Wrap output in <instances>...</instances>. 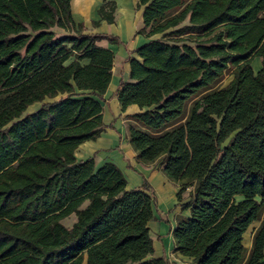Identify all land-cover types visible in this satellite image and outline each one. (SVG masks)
I'll return each mask as SVG.
<instances>
[{"label":"trees","instance_id":"16d2710c","mask_svg":"<svg viewBox=\"0 0 264 264\" xmlns=\"http://www.w3.org/2000/svg\"><path fill=\"white\" fill-rule=\"evenodd\" d=\"M115 8L104 1L92 25L114 22ZM139 8L148 40L115 93L121 109L139 107L127 117L136 162L158 163L188 211L175 216L173 251L185 264H264V0ZM84 31L70 0H0V264H169L152 256L146 179L127 189L114 163L74 156L105 127L113 52L97 42L121 43Z\"/></svg>","mask_w":264,"mask_h":264},{"label":"crops","instance_id":"0c3cea01","mask_svg":"<svg viewBox=\"0 0 264 264\" xmlns=\"http://www.w3.org/2000/svg\"><path fill=\"white\" fill-rule=\"evenodd\" d=\"M104 1L109 0H70L72 19L75 23H83L84 33L109 34L118 37L121 41L117 44L110 43L106 39L97 42L98 46L108 48L113 52L111 78L102 94L101 101L102 121L105 127L96 139L82 142L75 150L74 156L76 160L92 157L96 166L104 162L114 163L125 176L127 189L139 188L143 179H146L155 197L154 215L171 216L169 223L159 225L156 223L154 226V229L160 231L159 235L163 234V236L159 239H152V256L164 255L169 264H185L190 259L173 251L171 230L174 227L175 216L178 214L185 216L188 211H182L177 205L179 203L176 198L178 188L162 175L159 167L136 162L135 153L127 139V124L130 121L127 117L138 112L139 107L130 104L124 110L121 109L115 93L120 79L129 81V57L138 58L134 49L148 40L137 33L141 26V8L135 9L134 6L133 9L132 5L137 0L130 5L123 4V0H114L116 6L114 22L107 23L105 20H100L97 26H93L92 21L99 20L97 9ZM252 66L257 71L261 66L260 58H254ZM187 201L188 198L185 202ZM69 217L71 221L68 226L75 221L74 214ZM154 220L149 221V227H152ZM258 224L259 221H254L243 233V245L247 252L251 245L252 232ZM81 264H85V260Z\"/></svg>","mask_w":264,"mask_h":264},{"label":"rangeland","instance_id":"374dc122","mask_svg":"<svg viewBox=\"0 0 264 264\" xmlns=\"http://www.w3.org/2000/svg\"><path fill=\"white\" fill-rule=\"evenodd\" d=\"M120 1V0H119ZM134 0H123V4L125 5H130L133 3ZM136 2V1H135ZM135 2L133 3L132 7L134 9L135 6ZM55 32L58 35H64L65 32L62 29H58V28H54ZM158 37V36H156ZM231 79V75H230V71H227L223 77V79L220 82V85H225L226 83H228V81ZM58 97L54 98L57 99ZM50 99H45V101H49ZM39 106V103H34L30 106L27 107L26 112H31L33 110H35L37 107ZM153 166H157L158 167V163L154 164ZM178 188V187H177ZM187 190L182 194V201L181 203L185 202L187 200ZM155 216V220H154V224L152 225V227L150 228V236L152 237V239H159L161 236H163V234L159 235L160 231L157 229H154L155 224L157 223L159 224H164V223H169L171 220V216L170 215H154ZM71 221V217H67L65 219L62 220V223L66 226H68L70 224Z\"/></svg>","mask_w":264,"mask_h":264}]
</instances>
